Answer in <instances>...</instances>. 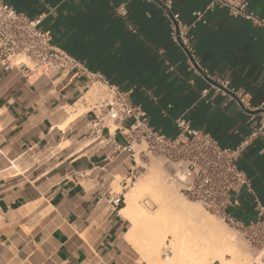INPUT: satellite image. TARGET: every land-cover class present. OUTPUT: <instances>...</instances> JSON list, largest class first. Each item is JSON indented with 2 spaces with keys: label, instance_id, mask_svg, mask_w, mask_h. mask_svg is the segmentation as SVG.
Segmentation results:
<instances>
[{
  "label": "crops",
  "instance_id": "0c3cea01",
  "mask_svg": "<svg viewBox=\"0 0 264 264\" xmlns=\"http://www.w3.org/2000/svg\"><path fill=\"white\" fill-rule=\"evenodd\" d=\"M3 1L41 18L54 44L96 78L0 67V264H138L122 207L101 197L124 195L113 186L120 177L126 188L131 152L112 124L111 135L105 130L109 140L91 139L88 124L101 102L85 96L112 85L170 137L184 115L221 147L236 146L263 116L264 28L219 7L196 24L185 48L173 42L160 2L189 25L209 0ZM248 1L264 17V0ZM231 91L247 94L252 110ZM238 166L264 206V137L251 143ZM233 214L245 222L255 218L249 194L242 193Z\"/></svg>",
  "mask_w": 264,
  "mask_h": 264
},
{
  "label": "built area",
  "instance_id": "2783aa9c",
  "mask_svg": "<svg viewBox=\"0 0 264 264\" xmlns=\"http://www.w3.org/2000/svg\"><path fill=\"white\" fill-rule=\"evenodd\" d=\"M160 3L167 10L173 42L185 48L196 24L206 23L205 15L219 7L226 9L233 18L264 28V17L250 10L248 0H209L204 9L193 13L194 19L189 25L180 23V16L170 11L168 2ZM0 67L6 71L17 68L27 73L57 72L63 76L82 73L89 79L96 78L95 74L87 72L83 61L54 44L51 34L41 28V18L32 19L3 0H0ZM231 93L245 110H252L247 94ZM102 94L99 93L100 110L90 120L88 131L91 139L98 143L109 140L105 136V130L108 135L112 134L109 124L113 125L114 132H123L127 141L123 149L131 152L133 162L124 181L126 187L136 180L138 165L134 146L137 145L142 147L140 159L151 155L166 159L186 199L200 203L249 243L264 245V206L255 194L251 179L238 166L239 158L251 143L257 137H264V105L260 107L263 116L251 134L238 145L224 148L211 135L194 129L184 115L176 118L177 133L170 137L151 126L148 114L133 104L128 92L108 85ZM119 148L116 146L117 150ZM243 192L252 197L256 210L255 218L248 222L233 214V209L241 204ZM101 197L116 209L124 205V195L109 192Z\"/></svg>",
  "mask_w": 264,
  "mask_h": 264
},
{
  "label": "bare ground",
  "instance_id": "6f19581e",
  "mask_svg": "<svg viewBox=\"0 0 264 264\" xmlns=\"http://www.w3.org/2000/svg\"><path fill=\"white\" fill-rule=\"evenodd\" d=\"M93 91L91 89L85 97L95 93ZM134 185L125 193L124 206L119 212L132 224L127 239L135 243L147 264H248L232 243L227 229L209 219L200 206L185 202L181 206L167 204L171 188L158 169ZM147 194L151 195L147 199L157 203L152 214L141 203V197ZM166 234L173 237V255L161 254Z\"/></svg>",
  "mask_w": 264,
  "mask_h": 264
},
{
  "label": "rangeland",
  "instance_id": "374dc122",
  "mask_svg": "<svg viewBox=\"0 0 264 264\" xmlns=\"http://www.w3.org/2000/svg\"><path fill=\"white\" fill-rule=\"evenodd\" d=\"M93 89L95 90L93 92H95L96 95H95V93H91L86 98H89V99L93 98L94 100H100L99 93L101 92V90H103L101 93L104 94L105 88L98 86V87H94ZM104 97H105V95H104ZM134 147L138 148L139 151L142 148V147H139L137 145H135ZM136 148H135V150H136ZM138 150H136V152H137L136 156L139 160V161H137V158H136L137 165H138L137 172H136V180H134L130 185H128L126 188L123 189V187L120 185V182L122 181V179L120 177H118L115 185L113 186V188H114L113 190H115L119 193L124 192V195H125V193L130 191L132 189V187L135 186L134 185L135 183H139L140 181H143L156 168V169H158V171H160L163 174L165 181L167 182L168 186L171 188V194L169 195L170 197H168V202H167L168 205H171L172 203H174V204L177 203L178 205L181 206V203L183 202L182 204H184V202H185V203H190V204H195V205L200 206L202 211L205 214L207 213L206 215H208V217H210L209 219L212 218V220H214V222H217L222 227L227 229V232L231 236L232 243L235 244V246L240 251L241 255L247 259L248 264H264V245H254V244L249 243L243 237V235L241 233H239L238 231H236L235 229H233L232 227L227 225L225 222H223L217 216L207 212L202 207V205L200 203L193 201V200L186 199L182 195V193L180 192L181 185L173 176L172 169L169 167L166 159H164L163 157H160V156H153V155H151L147 158H144V159H140V157H139L140 154H139ZM150 196L151 195L147 194V195H144L143 197H141V203L144 204V206L147 208L148 212L152 214L157 208L156 207L157 203L154 200L147 199ZM182 206H184V205H182ZM130 226L132 227L131 223H130ZM165 241L166 242L164 245V250H163V252H161V254L167 253V254L173 255V251H172L173 250V245H172L173 237H172V235L166 234ZM129 242L132 244L131 247L133 249V252L138 256V259H139L138 264H147L145 256L142 255L141 252H139L135 243H133L131 241H129ZM228 258H230V257H228ZM257 258H259V260ZM211 264H220V262H213Z\"/></svg>",
  "mask_w": 264,
  "mask_h": 264
},
{
  "label": "water",
  "instance_id": "95a60500",
  "mask_svg": "<svg viewBox=\"0 0 264 264\" xmlns=\"http://www.w3.org/2000/svg\"><path fill=\"white\" fill-rule=\"evenodd\" d=\"M190 55V54H189Z\"/></svg>",
  "mask_w": 264,
  "mask_h": 264
}]
</instances>
